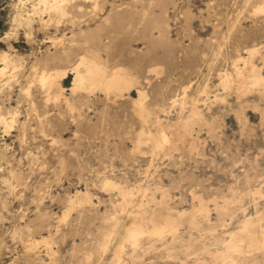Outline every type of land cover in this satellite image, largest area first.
I'll use <instances>...</instances> for the list:
<instances>
[{"label": "rangeland", "instance_id": "obj_1", "mask_svg": "<svg viewBox=\"0 0 264 264\" xmlns=\"http://www.w3.org/2000/svg\"><path fill=\"white\" fill-rule=\"evenodd\" d=\"M39 3L0 0V69L3 57L11 60L0 75V264H115L131 206L140 204L152 212L161 204L190 210L204 201L211 217L198 215L201 225L205 221L202 231L182 228V242L192 246L171 250L178 259L170 260L156 242L142 252L127 245L121 264H193L198 260L190 252L221 250L218 239H229L246 217L261 213L264 227V93L241 102L235 84H221L225 73L235 76L247 49L264 46V0H76L61 24ZM86 50L98 51L110 68L128 70L134 87L121 95L73 87L75 74H60ZM262 55L264 48L254 59L259 67ZM42 73H57L55 84L45 86ZM187 86L186 103H174ZM138 89L148 95V122L133 101ZM193 99L205 119L194 125L184 150L164 155L137 146L138 133L155 129L157 115L164 125L186 119ZM192 140L198 145L193 151ZM106 178L134 188L130 211L118 206L119 190L103 189ZM77 191H88L91 203L72 205ZM216 204L226 207L223 217ZM237 257L239 263L264 264L260 250Z\"/></svg>", "mask_w": 264, "mask_h": 264}, {"label": "bare ground", "instance_id": "obj_2", "mask_svg": "<svg viewBox=\"0 0 264 264\" xmlns=\"http://www.w3.org/2000/svg\"><path fill=\"white\" fill-rule=\"evenodd\" d=\"M39 1L41 3V4L39 3L41 5L40 8L42 7V4H43V5H45V7H48V9L50 10V13L52 11H54L57 14V16L59 17L58 24H61V23L64 22L63 20L66 19V16L68 15V9H69V7L71 5H73V4H75V2H76V0H74V1L73 0H52L53 1L52 3H51V0H39ZM40 8H37V7L35 8L34 7V9H38V11H39ZM258 8L259 7H257V9ZM259 10L260 11H264V5L261 8H259ZM34 11H36V10H34ZM39 16H41V14ZM51 21H54V20L51 19ZM48 22L50 23V21H48ZM51 23H53V22H51ZM46 26H47V24H46ZM230 33H231V31H230ZM66 36H67V34H66ZM75 36H76V34H75ZM130 36H131V31H130ZM63 39H65V38H63ZM51 40H53V39H51ZM71 43H72V41H71ZM76 44H74V45H76ZM58 46H59V44H58ZM79 47H80V45H79ZM263 48H264V46H261V47H252V48L247 49V52L246 53L248 54V57H242L241 56L240 57V60H239L240 65L242 63L243 64V67H241L240 65L238 66V63L235 64V76H233L232 75L233 73H231L229 71V73H225L221 77V84L224 86L223 88L232 87L233 84L236 85V89L238 91V94L241 95V97H240L241 98L240 99L241 102L242 101L248 102L247 99H245V98H247L251 94H255V95H258V96H263V93H264L263 92V90H264V73L262 72V70L264 68V65H263L264 63L262 64L263 67L262 66L259 67L257 65L258 63L257 64L255 63L256 60L254 61L255 57L258 54H261L262 53V49ZM101 54H104V53H101ZM262 59L264 60V55H262ZM257 61H260V60H257ZM1 62L5 63V67L0 69V75H2V73H4L5 69L11 63V60H9V58L7 56H5V57H3V59H1ZM106 62L101 59L100 53L98 51H96V50H86L85 54H83L81 56L80 60L76 64L73 65V67L71 68V71L64 72V74H62L63 72H61V74L60 73H58V74L63 75V79H65V78L68 77V73L69 74H75L74 82H72L74 84L73 87L82 88V89H86V90H90V91L91 90H94V89H99V90H102L103 92H105V94H107V95L112 94V93H114L116 95H121V94H123V92L131 90L132 87H134V85H135L136 82L134 81V77L131 78V76H129L128 70L126 72L125 69H123L124 67L122 68L120 66L119 67L110 68L109 65ZM153 69H151V70H153ZM59 71H61V70H59ZM55 72H56V70H55ZM42 75H43V73H42ZM57 76H58L57 73H54V74L51 73V74H48V75L44 73V75L40 79H41V81L43 82V84L45 86L47 85L49 87V86H52V85L55 84L54 81L57 80L56 79ZM60 78H61V76H59L58 79H60ZM43 84H42V87H44ZM204 86H206V85H204ZM56 88H58V87H56ZM187 89H188V86L185 87V89H184L185 90V95L183 94L184 96L181 99L180 98L179 99L178 98H176V99L174 98V103H176L178 101H180V103L182 105L184 103H186L184 101H185V97L187 95L186 94L187 93ZM208 89H209V87H208ZM143 90L144 89H142V90L138 89V97L135 98L133 101L135 102V106H138V114L140 115V117H142V119H144L145 121L147 120V122H148V117L150 115V111L148 110L147 106H145V100L147 99V96L148 95H146L145 91H143ZM234 90H235V87H234ZM47 91L49 92L50 89L49 90L47 89ZM48 92H47V94H48ZM205 92H207L206 91V87L202 88L201 94H204ZM219 92H221V91H219ZM102 94H104V93H102ZM207 94H206V96H207ZM47 97H48V95H47ZM49 97H50V95H49ZM109 97L110 96H108V98ZM177 97H178V95H177ZM236 97H238V96H236ZM118 98H120V97H118ZM215 98L217 100L218 99V95H216ZM47 99L50 100L49 98H47ZM199 99L198 100L197 99H193L194 100L193 101L194 104L192 105V107L190 106L191 109H192V110H190L191 113L189 114V116L186 119H184L183 117H180L179 116L180 117V120L176 121V119H177V117H176V119H175L176 122L173 121V123H167V124L164 125V124H162L163 119H160L159 116L157 115L158 118L155 119L156 120V124H155L156 127L154 125L155 129H149L148 131L144 129V130H142V131H140L138 133L137 146H141V145L146 144V145H149L151 147V150L153 151V154L163 152L164 155H171L175 150H180V151L182 149L184 150V147H186L185 144H187V141H189L188 137L191 136V134L193 133V131L196 134V131L194 130V125L196 123L198 124V121L201 118L202 119H205L203 117L202 111L199 109V107L197 105L198 102H199ZM172 102H173V99H172ZM255 104H257V103H255ZM255 106H253V108ZM245 107H246V105H245ZM245 107H244V109H245ZM248 107H250V106H248ZM72 108H74V107H72ZM246 110H247V108L245 109V112H246ZM242 111H243V108H242ZM136 113H137V111H136ZM1 119L2 118L0 117V120ZM6 123H5V125H6ZM244 123H242V125ZM204 125H205V123H204ZM208 125L210 126V124H208ZM219 131H221V130H219ZM196 141L195 140H192V141L188 142V146H189L188 149L189 150L193 151V149H197L198 145H197V142ZM186 149L187 148H185V151H186ZM191 151H189V154H190ZM182 153H183V151H182ZM159 156H160V154H159ZM189 157H191V156H189ZM175 158H177V157H175ZM191 158H188V159H191ZM175 162H177V161H175ZM144 183H145V181H144ZM103 185H104L103 189L105 188L106 190H112V191L113 190H116V189L119 190L120 193H121V195H122V201L119 202V203L117 202L118 206H120V208H122V211L123 210H126L127 212H128V210L130 211V205L132 204V201H130V199H131V196L133 195V192H134L133 189L134 188L133 189H126V188H128V186H126V188H125V187L121 186V184H119L116 181H114L112 179H109V178L104 179ZM137 185H139V184H137ZM146 190L147 189H143L142 187H140L138 189V191H140L143 194H145ZM156 192H157V190H156ZM160 192H161V190H160ZM256 193H260V191H256ZM146 194H147V192H146ZM121 195L118 194V196H121ZM255 196H257V195H255ZM141 198H142V194H141ZM70 201H71V204L72 205L75 204V203H78V204L91 203V196L89 195V192L88 191H77L76 195L74 196V199H72ZM151 201H152V199H151ZM157 201H155V202H157ZM167 204H165V205H167ZM165 205H162L161 204V206L159 207V209H155L152 212L149 211V210H147V209H145L142 204L138 205V207H136V209L134 208V205L131 206V209L132 210L129 212L130 213V217H131V224L126 227L125 234L123 235V240L119 244L117 243L118 245L116 246V251H115L114 258H113V261H114L115 264H121V258L123 257V255H125L124 252H125V248H126L127 245H129L132 248L133 252H135L137 250L139 251L140 249H141L140 252H142V247L144 245L146 246L147 244H151L150 247H153V246L155 247V246L158 245V244L155 245V243L156 242L157 243L159 242L162 245V248H164L165 250H168V257L170 258V260H172V259L175 260L176 258L178 259V257H179L178 254H177L178 252L177 253L175 252L176 253V256H177L176 257L175 254H174V251L172 252L171 250H175L176 251L177 248H179V249L180 248H183V249H186L187 250L188 248H191V246H192L191 244H188L187 242L186 243H183L182 242L184 239L181 240V237H180L181 236L180 235L181 232L180 231L185 226H188L191 229H197L199 231L200 230L202 231L203 230V227H204L205 221H204L203 225H201L202 223L199 221V218H198L199 216L198 215H203V217L209 219L211 217L210 216V210H209L210 207L208 208V206L205 204L204 201H200L198 206H193L192 209H190V210L189 209L173 210V208L171 209V208H168V207H167L168 209H165V207H163ZM148 206H149V204H148ZM215 208L217 210V213H218L219 217H223L226 214V212H227V209H225L226 208L225 206H221V205L216 204V207ZM114 209H115V207H114ZM117 213H118V211H117ZM124 213H125V211H124ZM114 216H115V214H114ZM263 216H264V214H263ZM110 217H112V216H110ZM242 219H244V218H242ZM202 220H203V218H202ZM261 220H262L261 219V213L259 215H256V216L250 215V216L246 217L243 221L241 220L242 222H241V224L239 225V227L237 229L230 230L231 232L229 233V236L227 235L229 237V239H227V240L226 239H223V240L218 239L219 242H220V244L222 243L223 246H224L221 250L220 249H217L216 251H213V250H211L210 248H207V247H201V248H198L196 250L194 249L195 251L190 252V253L194 254L193 257H195V259H197L198 261L197 262L194 261L196 263H193V262L192 263L193 264H208V263H206L205 258L203 259V257H202V256H204L203 255L204 253H207L210 256L211 261H212L209 264H241V263L242 264H245V262H242V261H241V263H239L238 262V259H236V256H238L237 258H239V255L240 254L242 255L245 252H251V251H254V250H260L261 252L262 251L264 252V250H263L264 249V227L261 226V224H262L261 223ZM220 223H222V221ZM227 223H225V225H227ZM230 223H232V221ZM210 226L211 225H209V228H210ZM223 226H224V224H223ZM212 230H214V229L212 228ZM202 233L205 234L204 231ZM206 233H208V232H206ZM167 235H171V239L170 238L168 239L167 238L168 237ZM145 237H148L149 240H151V241L145 242V244H144V241L143 240H144ZM42 238H45V237H42ZM195 239H196V237H195ZM215 239H217V238H215ZM47 242L45 244H47ZM243 243H245L244 245L247 247V250L246 249L245 250L243 249V247H242L243 246ZM129 246H127V247H129ZM104 247H105V245H104ZM202 249H204V251L199 252V250H202ZM126 250H127V248H126ZM151 251H152V249H151ZM190 253L188 252L187 254L191 255ZM200 255H202V256H200ZM197 256H199V258H197ZM190 258L191 257H189V260H190ZM180 262H181V264H189L188 263L189 262L188 260L185 261V260H181L180 259ZM246 264H247V262H246Z\"/></svg>", "mask_w": 264, "mask_h": 264}]
</instances>
